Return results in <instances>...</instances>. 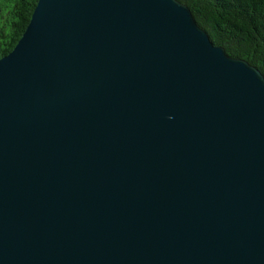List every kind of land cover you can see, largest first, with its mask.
Here are the masks:
<instances>
[{
	"label": "water",
	"instance_id": "obj_1",
	"mask_svg": "<svg viewBox=\"0 0 264 264\" xmlns=\"http://www.w3.org/2000/svg\"><path fill=\"white\" fill-rule=\"evenodd\" d=\"M0 264H264V76L179 0H37L0 58Z\"/></svg>",
	"mask_w": 264,
	"mask_h": 264
},
{
	"label": "trees",
	"instance_id": "obj_2",
	"mask_svg": "<svg viewBox=\"0 0 264 264\" xmlns=\"http://www.w3.org/2000/svg\"><path fill=\"white\" fill-rule=\"evenodd\" d=\"M211 41L264 76V0H179ZM37 0H0V58L26 28Z\"/></svg>",
	"mask_w": 264,
	"mask_h": 264
}]
</instances>
